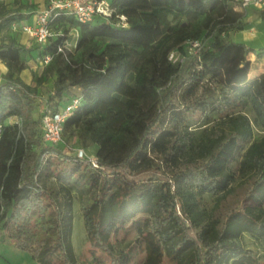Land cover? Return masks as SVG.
<instances>
[{
  "label": "trees",
  "instance_id": "16d2710c",
  "mask_svg": "<svg viewBox=\"0 0 264 264\" xmlns=\"http://www.w3.org/2000/svg\"><path fill=\"white\" fill-rule=\"evenodd\" d=\"M110 4L111 17L86 24L66 15L55 19L58 35L41 45L42 56L52 58L35 86L20 77L33 49L12 37L0 41V59L10 72L0 82V235L7 232L37 264H80L72 242L73 191L82 186L99 195L85 210L88 239L109 254L112 236L135 227L146 244L143 264L166 256L175 264L251 258L241 244L247 215L232 212L224 221L215 215L234 192L236 162L264 199V73L252 78L249 55L255 50L228 38L245 29L244 12L232 0ZM0 7V31L30 17ZM73 29L78 36L70 38ZM203 41L188 51L187 45ZM60 46L68 48L60 52ZM172 53L182 60H170ZM50 78L54 90L47 104L54 111L71 100L66 96L72 87L81 88L64 134L68 130L82 148L94 145L98 168L76 156L67 158L70 168L56 163L63 157L61 143H46L43 111L34 116L38 89ZM196 115L202 123L192 127ZM14 116L21 126L10 123ZM47 178L58 182V190L47 188ZM204 195L214 199L211 205ZM46 199L56 205L50 219ZM46 223V236L38 237V225ZM260 229L264 236V223ZM129 261L121 252L114 264Z\"/></svg>",
  "mask_w": 264,
  "mask_h": 264
},
{
  "label": "rangeland",
  "instance_id": "374dc122",
  "mask_svg": "<svg viewBox=\"0 0 264 264\" xmlns=\"http://www.w3.org/2000/svg\"><path fill=\"white\" fill-rule=\"evenodd\" d=\"M12 2L11 4H21L25 6L28 4L25 11H31L28 9L31 5L30 0H4V2ZM111 1V0H109ZM21 9V8H20ZM44 9V8H43ZM245 14V29L243 31L233 30L229 32L228 38L230 40L246 42L249 46L256 49L254 55L250 54L253 68L251 69V77H255L259 71L264 69V56H258L257 54L264 50V16L259 12L252 10H242ZM61 25H55L53 30L56 32ZM9 29L0 31V41L8 39L10 36ZM70 38L73 35L70 33ZM205 42H200V46L203 47ZM189 52L197 50L191 43L187 45ZM36 50V49H35ZM38 54L35 56L31 53L26 54V69L20 74L21 79L31 85L35 86L36 78L39 77L45 69V63L42 58L41 48H37ZM174 59L182 60L179 54H175ZM7 70L0 64V82L6 80ZM53 82L54 78L45 80L39 87L38 98L35 105L34 116L38 119L43 111V108L53 95ZM77 94L69 93L66 98L72 99ZM67 99V100H69ZM66 101L64 100L63 103ZM189 123L192 127L202 123V118L191 117ZM261 133L256 131V139H259ZM63 151V157L57 159L60 166L70 168L72 163L67 159L73 156L75 150L79 147L82 148L80 140L77 137L72 136L67 130L64 134L63 142L59 145ZM88 155H94L96 147L89 145L83 147ZM238 162L234 163L233 168L237 172V179L234 183V192L229 195L217 208L216 217L224 221L226 217L232 212H243L247 215L248 219L243 225L241 230V244L242 247L251 253V258L239 257L233 264H264V236L261 235V224L264 223V199L260 197V193L255 190L254 178L252 176H241L238 172ZM86 172V170L84 171ZM83 173V170H82ZM47 188L58 190L59 184L53 178H47L45 180ZM78 189L73 191V208H74V222H73V234L72 242L78 261L80 264H114L120 256L121 252L127 253L130 258L128 264H143L147 255L146 244L144 239L140 236L139 231L135 227H129L126 231L112 236L110 244L112 245L113 255L100 247L94 246L88 239L87 231L85 227L84 214L85 210L95 202L99 197L98 193L94 190L85 192V187L79 186ZM83 190V191H81ZM204 203L209 206L213 203V198L209 195H204ZM47 208L45 210L46 219L51 218V212L56 210L55 203H51V200L46 199ZM178 213H181V209L178 207ZM33 221L39 224L40 216L34 215ZM189 226V222H187ZM50 226L46 223L44 226L38 225V237L46 236V228ZM0 264H37L32 255L15 247L14 242L8 237L7 232L1 236V259ZM159 264H175L168 256L164 257Z\"/></svg>",
  "mask_w": 264,
  "mask_h": 264
},
{
  "label": "built area",
  "instance_id": "2783aa9c",
  "mask_svg": "<svg viewBox=\"0 0 264 264\" xmlns=\"http://www.w3.org/2000/svg\"><path fill=\"white\" fill-rule=\"evenodd\" d=\"M235 7L244 10L255 9L264 12V0H232ZM113 9L109 0H48V5L33 15L32 22L24 23L20 26L13 24L14 29H21L25 34L35 40L36 43L44 45L48 40L56 35L52 28V23L61 15L71 16L78 22L86 24L92 22L97 16L111 17ZM120 24L126 25V17L120 16ZM75 36H78L76 30ZM194 47L199 48V42L191 43ZM68 46H60L58 50L64 52ZM176 53H172L170 60L174 59ZM51 55L44 57V63L51 60ZM80 96H76L65 103L60 102L57 110L54 111L48 104L43 108L42 130L43 138L46 143L56 145L63 142L64 124L71 115L72 111L80 104ZM10 123L22 125V119L12 117ZM54 155V154H51ZM73 156L84 160L92 168H98V159L95 155H88L84 148H77ZM1 212V210H0ZM0 259H1V235H0Z\"/></svg>",
  "mask_w": 264,
  "mask_h": 264
},
{
  "label": "crops",
  "instance_id": "0c3cea01",
  "mask_svg": "<svg viewBox=\"0 0 264 264\" xmlns=\"http://www.w3.org/2000/svg\"><path fill=\"white\" fill-rule=\"evenodd\" d=\"M8 1V0H7ZM13 2V1H12ZM12 2H4V0H0V4L3 6V7H5L7 10H13V11H15V10H20V8H21V11L23 12V13H27V14H29L30 15V17L28 18V19H25V20H23V21H21L20 23H14V24H16V25H18V26H20V25H22V24H24V23H27V22H29V23H31L32 22V18H33V15L35 14V12H37V11H39V10H41V9H43V8H45L47 5H48V0H30L29 1V3H30V7L29 8H31V9H28V10H31V11H25L26 10V8H27V6H28V4H25V6H22L21 4H18V5H13V4H11ZM1 8V7H0ZM234 9H236L237 11H242V10H244V9H241V8H239V7H235ZM248 10H252V11H256V12H259V14L260 15H262V16H264V12H262V11H258V10H255V9H248ZM245 22V21H244ZM240 31H243V30H240ZM8 32H10L9 34H10V36L12 37V38H14L16 41H17V43H19V44H21V45H23V46H25L26 48H28V49H33L32 50V54L35 56L36 54H38V50H37V48H41L42 46H41V44H38V43H36L35 42V40L33 39V38H31L30 36H28L27 34H25L21 29H14V27H13V25H12V27L9 29V31ZM75 32H76V30H72L71 31V34L73 35V38L75 37ZM231 32V31H230ZM234 42H237V43H244V44H246V45H248L249 46V44H247L246 42H241V41H235V40H233ZM251 47V46H250ZM251 48H253V47H251ZM36 49V50H35ZM254 50H255V53H256V49L255 48H253ZM255 53H251L252 55H254ZM250 56V55H249ZM44 57L45 56H42V58H43V61H44ZM249 59L251 60V58L249 57ZM252 61V60H251ZM0 64H2L3 65V67L7 70V72H6V76L7 77H9V75H10V72H9V70H8V68L5 66V64L2 62V60L0 59ZM45 66H46V64H45ZM252 68H253V63H252ZM261 73H264V69H262L261 71H259V73L257 74V75H259V74H261ZM81 92H82V90H81V88L80 87H72L70 90H69V92L68 93H75V94H78V95H80L81 94Z\"/></svg>",
  "mask_w": 264,
  "mask_h": 264
}]
</instances>
